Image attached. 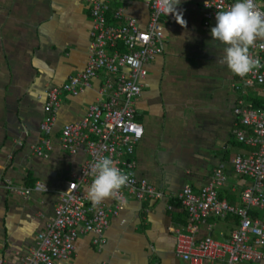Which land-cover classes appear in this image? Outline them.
<instances>
[{
	"label": "crops",
	"instance_id": "0c3cea01",
	"mask_svg": "<svg viewBox=\"0 0 264 264\" xmlns=\"http://www.w3.org/2000/svg\"><path fill=\"white\" fill-rule=\"evenodd\" d=\"M92 0H0V259L22 264L38 232L45 229L59 193L87 159L82 150L61 149L62 126L77 121L99 95L101 75L78 95L63 93L47 157L33 151L41 136L44 93L84 69L88 59ZM264 10V0H257ZM150 0H111L108 14L121 7L142 25ZM175 14L163 17V51L146 64L147 75L135 99L143 136L134 148L136 178L165 193L164 199H130L111 216L103 242L80 234L73 254L56 264H190L175 255V229L186 230V212L174 195L184 185L198 189L215 168L226 175L219 196L239 205L251 180L233 170L237 154L250 147L237 141L234 106H264L259 85L236 90V76L218 63L225 45L213 40L215 21L203 24L201 1L181 0ZM10 182L15 187H6ZM42 183L44 187L37 185ZM86 187L84 192L88 194ZM18 190H27L21 194ZM112 199L104 203L111 205ZM87 202L91 203L88 194ZM170 205L171 207L169 208ZM262 216V211L259 212ZM233 216L206 217L195 238L224 240L236 227ZM203 264H221L206 259ZM248 264H263L252 262Z\"/></svg>",
	"mask_w": 264,
	"mask_h": 264
},
{
	"label": "built area",
	"instance_id": "2783aa9c",
	"mask_svg": "<svg viewBox=\"0 0 264 264\" xmlns=\"http://www.w3.org/2000/svg\"><path fill=\"white\" fill-rule=\"evenodd\" d=\"M111 0L90 3L88 59L83 70L53 85L44 93L43 117L39 125L41 136L33 145L36 155L47 157L53 147L51 138L55 114L63 93L78 95L101 75L98 97L90 103L81 119L62 126L58 143L64 151L76 154L82 150L87 159L71 176L58 196L53 214L45 229L38 232L35 244L29 248L22 264H56L67 260L75 250L80 234L92 233L93 243L103 242L111 216L117 215L130 199H164L162 189L134 174V148L143 136V126L136 119L135 99L140 96L142 80L147 75L146 64L163 51L165 34L162 20L168 14L164 0H150L149 16L142 25L135 17L126 15L121 7L107 17ZM203 24L215 21L218 11L229 9L237 0H200ZM256 9L264 10L254 0ZM257 41L250 54L262 65L244 78L237 75L236 90L259 85L264 91V48ZM238 118L233 133L238 142L249 146L247 154H237L233 170L251 180L241 192L239 205L219 196L226 182L221 168H215L210 179L198 189L184 185L174 195L186 212V230L175 229V255L190 264H203L206 259L221 264H264V106H245L238 100L234 106ZM110 157L115 165L129 175V182L112 199L111 205L88 203L85 188L93 182L92 165L100 158ZM44 187L42 183L37 185ZM6 187L14 190L10 182ZM27 194V190H18ZM169 208L171 207L168 205ZM237 219L236 227L224 240L210 235L195 238L198 224L206 217ZM0 264L3 261L0 259ZM98 264V263H90ZM106 264V263H100Z\"/></svg>",
	"mask_w": 264,
	"mask_h": 264
},
{
	"label": "clouds",
	"instance_id": "9594fccd",
	"mask_svg": "<svg viewBox=\"0 0 264 264\" xmlns=\"http://www.w3.org/2000/svg\"><path fill=\"white\" fill-rule=\"evenodd\" d=\"M164 3L168 14H175L176 21L186 26L182 13L176 10L181 0H164ZM211 36L225 45L224 55L218 63L226 64L234 75L244 78L262 67L260 61L250 54V48L255 47L257 41H264V12L256 9L254 0H237L229 9L218 11ZM260 47L264 48V43ZM91 172L93 182L88 194L93 205L117 198V193L129 182V175L122 172L110 157L98 159Z\"/></svg>",
	"mask_w": 264,
	"mask_h": 264
},
{
	"label": "trees",
	"instance_id": "16d2710c",
	"mask_svg": "<svg viewBox=\"0 0 264 264\" xmlns=\"http://www.w3.org/2000/svg\"><path fill=\"white\" fill-rule=\"evenodd\" d=\"M107 17H108V18H110V15H109V14H107Z\"/></svg>",
	"mask_w": 264,
	"mask_h": 264
},
{
	"label": "rangeland",
	"instance_id": "374dc122",
	"mask_svg": "<svg viewBox=\"0 0 264 264\" xmlns=\"http://www.w3.org/2000/svg\"><path fill=\"white\" fill-rule=\"evenodd\" d=\"M259 6L261 7V5L259 4Z\"/></svg>",
	"mask_w": 264,
	"mask_h": 264
}]
</instances>
